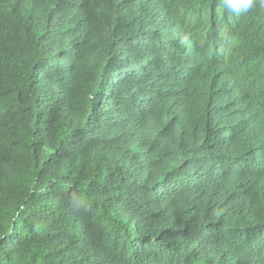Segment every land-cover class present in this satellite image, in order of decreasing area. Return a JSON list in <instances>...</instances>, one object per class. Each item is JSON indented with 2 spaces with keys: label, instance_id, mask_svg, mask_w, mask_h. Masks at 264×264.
I'll return each mask as SVG.
<instances>
[{
  "label": "trees",
  "instance_id": "trees-1",
  "mask_svg": "<svg viewBox=\"0 0 264 264\" xmlns=\"http://www.w3.org/2000/svg\"><path fill=\"white\" fill-rule=\"evenodd\" d=\"M221 5L0 0V264H264V11Z\"/></svg>",
  "mask_w": 264,
  "mask_h": 264
},
{
  "label": "clouds",
  "instance_id": "clouds-1",
  "mask_svg": "<svg viewBox=\"0 0 264 264\" xmlns=\"http://www.w3.org/2000/svg\"><path fill=\"white\" fill-rule=\"evenodd\" d=\"M221 6L230 14L239 17L256 9L264 11V0H222ZM69 204L77 211L87 208L86 201L78 196L71 197Z\"/></svg>",
  "mask_w": 264,
  "mask_h": 264
}]
</instances>
